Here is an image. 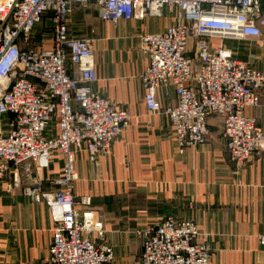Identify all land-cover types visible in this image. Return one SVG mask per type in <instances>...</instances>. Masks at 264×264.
I'll use <instances>...</instances> for the list:
<instances>
[{
    "label": "built area",
    "instance_id": "built-area-1",
    "mask_svg": "<svg viewBox=\"0 0 264 264\" xmlns=\"http://www.w3.org/2000/svg\"><path fill=\"white\" fill-rule=\"evenodd\" d=\"M90 3L100 21L112 24L171 18L162 31L140 35L139 79L146 110L167 118L179 151L204 143L208 118L217 116L232 164L240 167L253 154L264 158V131L245 113L258 104L264 72L223 43H264L259 0H0V84L8 83L0 87V180L8 192L18 189L46 206L54 225L51 264H114L102 219L78 208L71 191L76 155L85 152L94 162L107 154L130 120L94 90L91 40L71 32L74 7ZM166 89L175 102L162 106L157 91ZM56 154L62 167L52 188L42 180L22 183L19 168L47 169ZM135 234L137 264H210L211 248L198 241L193 220L168 216ZM258 239L264 244V236Z\"/></svg>",
    "mask_w": 264,
    "mask_h": 264
},
{
    "label": "crops",
    "instance_id": "crops-1",
    "mask_svg": "<svg viewBox=\"0 0 264 264\" xmlns=\"http://www.w3.org/2000/svg\"><path fill=\"white\" fill-rule=\"evenodd\" d=\"M259 1L264 9V0ZM89 5L74 7L71 32L91 40L98 76L94 90L127 111L130 120L107 154L94 162L85 152L76 155L77 178L71 191L78 208L95 210L102 219L114 264H137L141 246L135 231L168 216L195 222L198 241L211 248L210 264H264V244L258 239L264 236V158L253 154L240 167L232 164L217 116L208 118L206 141L181 152L167 118L150 114L144 106L139 38L162 31L172 21L148 17L112 24L100 21ZM218 43L212 41L213 46ZM223 43L236 58L264 72V43ZM157 98L162 106L175 102L171 89L158 90ZM245 113L264 131V90L258 104ZM61 167L56 154L47 169L30 164L18 174L23 184L42 180L50 189ZM53 231L42 202L28 200L18 189L8 192L0 180V264H51L48 246Z\"/></svg>",
    "mask_w": 264,
    "mask_h": 264
},
{
    "label": "rangeland",
    "instance_id": "rangeland-1",
    "mask_svg": "<svg viewBox=\"0 0 264 264\" xmlns=\"http://www.w3.org/2000/svg\"><path fill=\"white\" fill-rule=\"evenodd\" d=\"M82 7H84V8H90V5L87 4V5H84V6H82ZM166 20H168V21H172L171 18H169V17H166ZM46 35H47V34H46ZM0 92H1V90H0Z\"/></svg>",
    "mask_w": 264,
    "mask_h": 264
}]
</instances>
